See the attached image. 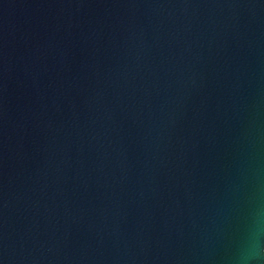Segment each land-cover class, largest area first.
<instances>
[{"label": "water", "instance_id": "95a60500", "mask_svg": "<svg viewBox=\"0 0 264 264\" xmlns=\"http://www.w3.org/2000/svg\"><path fill=\"white\" fill-rule=\"evenodd\" d=\"M0 264H264V0H0Z\"/></svg>", "mask_w": 264, "mask_h": 264}]
</instances>
